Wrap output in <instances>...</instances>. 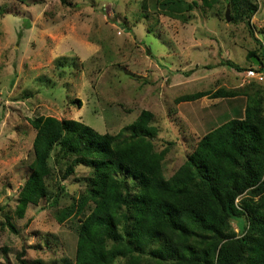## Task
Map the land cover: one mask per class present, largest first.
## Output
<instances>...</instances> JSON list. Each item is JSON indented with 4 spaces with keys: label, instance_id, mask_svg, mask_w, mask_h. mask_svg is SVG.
Here are the masks:
<instances>
[{
    "label": "rangeland",
    "instance_id": "obj_1",
    "mask_svg": "<svg viewBox=\"0 0 264 264\" xmlns=\"http://www.w3.org/2000/svg\"><path fill=\"white\" fill-rule=\"evenodd\" d=\"M252 52L264 53V0H0V264H20L23 250L26 264H75L78 228L92 207L82 200L95 169L73 165L56 142L45 195L19 215L31 120L73 119L114 135L147 110L153 152L173 182L207 132L243 117L238 96L253 82L235 68L255 67ZM256 83L264 87V77ZM218 90L235 93L210 96ZM200 91L209 95L186 100ZM229 225L240 237L236 221ZM148 250L112 264L156 263ZM247 255L263 264L264 242L252 241Z\"/></svg>",
    "mask_w": 264,
    "mask_h": 264
},
{
    "label": "trees",
    "instance_id": "obj_2",
    "mask_svg": "<svg viewBox=\"0 0 264 264\" xmlns=\"http://www.w3.org/2000/svg\"><path fill=\"white\" fill-rule=\"evenodd\" d=\"M247 11L248 22L253 10ZM249 55L257 58L256 69L263 71L264 53ZM249 80L252 85L242 92L243 117L207 132L173 182L164 178L153 152L156 130L147 110L114 135L73 119L34 118L33 159L19 193V215L28 203L45 195L48 157L59 142L61 151L74 155L73 165L85 163L95 169L82 200L91 201L92 207L78 228L75 264H112L120 257L127 262L148 248L156 263L147 264L180 258L171 264H249L252 241L264 242V87L257 85V78ZM234 93L218 90L210 96ZM206 95L200 91L185 98ZM125 131L128 142L119 140ZM72 170L71 165L66 174ZM229 219L236 221L240 237H234ZM10 229L15 231L11 225ZM170 235L177 239L169 242ZM154 244L158 247L152 248ZM23 251L17 256L20 264H26L20 257Z\"/></svg>",
    "mask_w": 264,
    "mask_h": 264
},
{
    "label": "built area",
    "instance_id": "obj_3",
    "mask_svg": "<svg viewBox=\"0 0 264 264\" xmlns=\"http://www.w3.org/2000/svg\"><path fill=\"white\" fill-rule=\"evenodd\" d=\"M257 66H252L250 68H248L247 70H245L243 73L245 75V78H259L260 79H263L264 77V70L263 71H259L256 69Z\"/></svg>",
    "mask_w": 264,
    "mask_h": 264
},
{
    "label": "water",
    "instance_id": "obj_4",
    "mask_svg": "<svg viewBox=\"0 0 264 264\" xmlns=\"http://www.w3.org/2000/svg\"><path fill=\"white\" fill-rule=\"evenodd\" d=\"M226 19L229 20V17H228V10L226 11ZM251 61H252V64L253 65H258V60L255 58V56H251Z\"/></svg>",
    "mask_w": 264,
    "mask_h": 264
},
{
    "label": "crops",
    "instance_id": "obj_5",
    "mask_svg": "<svg viewBox=\"0 0 264 264\" xmlns=\"http://www.w3.org/2000/svg\"><path fill=\"white\" fill-rule=\"evenodd\" d=\"M254 56V55H253ZM256 58V57H255ZM257 59V58H256ZM238 97H243L244 98V101L246 100V96L244 97L243 95H239ZM233 98H235V97H233ZM220 99V98H219ZM223 99V98H222ZM235 99H237V98H235ZM243 108V110H244V106L242 107Z\"/></svg>",
    "mask_w": 264,
    "mask_h": 264
}]
</instances>
